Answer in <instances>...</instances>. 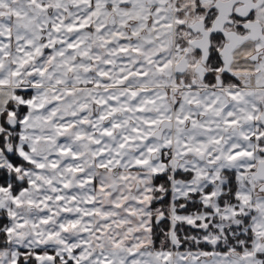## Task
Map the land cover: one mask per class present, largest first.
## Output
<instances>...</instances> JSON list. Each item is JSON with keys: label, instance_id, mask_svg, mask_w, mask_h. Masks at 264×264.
Wrapping results in <instances>:
<instances>
[{"label": "snow or ice", "instance_id": "snow-or-ice-1", "mask_svg": "<svg viewBox=\"0 0 264 264\" xmlns=\"http://www.w3.org/2000/svg\"><path fill=\"white\" fill-rule=\"evenodd\" d=\"M0 264H264V0H0Z\"/></svg>", "mask_w": 264, "mask_h": 264}]
</instances>
